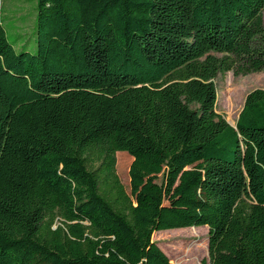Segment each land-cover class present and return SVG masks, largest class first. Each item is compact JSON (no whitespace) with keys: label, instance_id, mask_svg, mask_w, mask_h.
Masks as SVG:
<instances>
[{"label":"trees","instance_id":"trees-1","mask_svg":"<svg viewBox=\"0 0 264 264\" xmlns=\"http://www.w3.org/2000/svg\"><path fill=\"white\" fill-rule=\"evenodd\" d=\"M36 35L0 25V264H173L153 234L199 227L264 264V89L234 127L214 83L264 71V0H37Z\"/></svg>","mask_w":264,"mask_h":264},{"label":"rangeland","instance_id":"rangeland-1","mask_svg":"<svg viewBox=\"0 0 264 264\" xmlns=\"http://www.w3.org/2000/svg\"><path fill=\"white\" fill-rule=\"evenodd\" d=\"M37 0H0V25L7 31L16 51L26 46L35 53L37 49L36 35ZM214 83L217 88L216 111L232 126H236L246 96L255 89H264V71L247 76L228 73L219 76ZM138 153L119 152L118 174L129 194L132 193V181L142 178L144 183L160 187L166 171L161 161L139 163L131 155ZM146 160L158 157L154 153H141ZM154 160V159H152ZM157 203V198L152 204ZM169 204V201L163 202ZM209 231L207 227L187 228L155 232L153 240L167 254L173 264H202L208 260Z\"/></svg>","mask_w":264,"mask_h":264},{"label":"water","instance_id":"water-1","mask_svg":"<svg viewBox=\"0 0 264 264\" xmlns=\"http://www.w3.org/2000/svg\"><path fill=\"white\" fill-rule=\"evenodd\" d=\"M208 241H209V238H208ZM208 249H209V243H208Z\"/></svg>","mask_w":264,"mask_h":264}]
</instances>
